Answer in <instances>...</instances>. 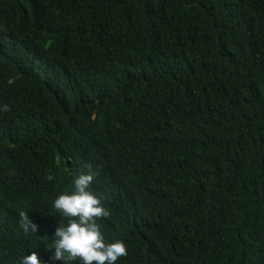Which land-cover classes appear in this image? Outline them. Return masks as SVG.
Wrapping results in <instances>:
<instances>
[{
    "label": "trees",
    "instance_id": "16d2710c",
    "mask_svg": "<svg viewBox=\"0 0 264 264\" xmlns=\"http://www.w3.org/2000/svg\"><path fill=\"white\" fill-rule=\"evenodd\" d=\"M89 168L116 264H264V0H0V264Z\"/></svg>",
    "mask_w": 264,
    "mask_h": 264
},
{
    "label": "clouds",
    "instance_id": "9594fccd",
    "mask_svg": "<svg viewBox=\"0 0 264 264\" xmlns=\"http://www.w3.org/2000/svg\"><path fill=\"white\" fill-rule=\"evenodd\" d=\"M96 173L89 168L85 174L75 176L71 189L61 192L52 201V209L64 218L58 223L51 238L50 260L55 264H116L126 255L121 240L106 241L97 219L107 217L108 210L102 206V197L91 190ZM25 231L35 233L37 225L24 211L19 212ZM22 264H41L36 253L23 258Z\"/></svg>",
    "mask_w": 264,
    "mask_h": 264
}]
</instances>
